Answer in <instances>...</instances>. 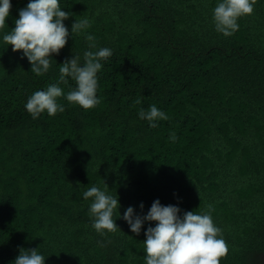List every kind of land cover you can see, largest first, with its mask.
I'll return each mask as SVG.
<instances>
[{"label": "trees", "instance_id": "1", "mask_svg": "<svg viewBox=\"0 0 264 264\" xmlns=\"http://www.w3.org/2000/svg\"><path fill=\"white\" fill-rule=\"evenodd\" d=\"M10 3L5 32L28 0ZM59 3L69 30L87 18L92 43L113 54L97 74L99 104L85 110L61 97L63 112L32 119L27 97L57 81L61 62L96 49L70 35L37 76L0 41V264L19 248H37L44 264H144L154 222L137 235L121 217L129 205L143 215L154 199L210 211L228 245L220 264H264V0L228 37L214 30L216 0ZM151 104L168 116L155 128L137 118ZM101 179L120 205L119 229L103 235L82 198Z\"/></svg>", "mask_w": 264, "mask_h": 264}, {"label": "clouds", "instance_id": "2", "mask_svg": "<svg viewBox=\"0 0 264 264\" xmlns=\"http://www.w3.org/2000/svg\"><path fill=\"white\" fill-rule=\"evenodd\" d=\"M256 0H216L212 9L214 30L225 37L239 29L238 19L251 15ZM10 0H0V41L11 46V51H20L30 64V70L37 76L43 75L52 67V56L58 54L69 36L84 35L89 41V49L80 55L73 54L59 65V77L55 83L44 89H38L27 97L24 108L32 119L41 113L54 116L65 110L59 98L82 109L94 108L100 103L96 95L98 73L113 52L109 47H97L94 37L85 30L90 27L87 18L74 20L70 30L63 21L67 20L68 11L62 10L59 0H28L25 7L18 10V18L9 31H4L6 18L9 17ZM71 79L75 86L65 92L59 85L67 84ZM140 103L139 100L136 101ZM137 118L148 122L149 128L157 127V122L167 120L166 113L151 104L147 109L137 110ZM169 141H175L176 133L169 132ZM101 185L92 184L82 193L84 200H90L88 212L91 227L101 235L114 233L118 226L113 219L114 212L119 216L118 197L101 179ZM143 210V202L138 205ZM116 217V218H117ZM131 233L139 235L145 222H154L144 229L143 259L144 264H220V258L228 252V245L223 239L222 230L213 222L210 211H182L177 205H162L154 199L143 215L134 213L133 206H127L121 217ZM46 256L37 248H19L18 255L10 264H44Z\"/></svg>", "mask_w": 264, "mask_h": 264}]
</instances>
